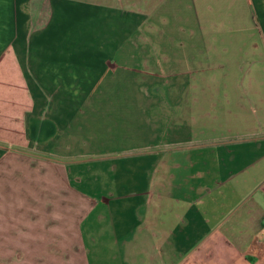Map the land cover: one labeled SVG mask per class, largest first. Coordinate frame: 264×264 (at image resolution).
<instances>
[{
    "label": "crops",
    "instance_id": "crops-1",
    "mask_svg": "<svg viewBox=\"0 0 264 264\" xmlns=\"http://www.w3.org/2000/svg\"><path fill=\"white\" fill-rule=\"evenodd\" d=\"M225 1L0 0L8 264H264V0L250 28ZM142 94L141 122L110 121ZM49 222L56 253L33 236Z\"/></svg>",
    "mask_w": 264,
    "mask_h": 264
},
{
    "label": "rangeland",
    "instance_id": "rangeland-1",
    "mask_svg": "<svg viewBox=\"0 0 264 264\" xmlns=\"http://www.w3.org/2000/svg\"><path fill=\"white\" fill-rule=\"evenodd\" d=\"M232 1L233 0H227V1H225V4H228V3L230 4V6L232 7L230 10L232 12L234 10H237L240 12L241 23H242L241 25L246 26L247 28H250L252 25H254V19H255L254 14L255 13L248 12L250 7L245 3V1L244 0H238L237 2H232ZM233 3H234V5H233ZM254 11L257 13V15H259V13H258V11H256V9H254ZM242 18H243L244 23L242 22ZM255 23L261 24L259 16H257ZM241 33L246 36V39H249L250 36L252 35V31H241ZM209 69L213 70L214 72L221 71V69L220 68L218 69V66H216V65H213V67H211ZM210 70H209V72H212ZM113 98H114V101H117V103H115L112 107L109 108V110L111 112H113V115H114L113 119L110 121H119V122H122L124 124H125V122H127L129 120V117H131V116H133L132 121L135 120V121H138V123L141 122L142 120H140L138 118V114L142 110L143 106H151V102L149 100L150 98L148 96L143 95V94L142 95H121V96H115ZM137 129H140V127H137V124H133V129L129 130V132L136 134ZM124 130L125 131L128 130V125L126 126V128ZM113 152H115V151H113ZM113 152L104 153V154L108 155V154H112ZM93 156H95V155H93ZM33 173L35 176L36 175L35 171ZM64 194H65V197H68L70 193L65 192ZM40 195L41 194L39 193L38 196L34 199H39ZM8 199H10V200L15 199L14 193H7L6 200H8ZM8 210L10 211V214L12 215L11 219L14 218L12 220V222H16V221L17 222H23L24 221L23 218H18L14 214L15 210H13V208H9ZM55 211H56V209H52V208L34 207L33 212H32L34 225H37V222H38L39 223L38 226H40V222L43 221L46 217L50 221L54 219V222H55L56 214H57ZM64 212H65L64 213L65 214V229H66V232L68 233V235H66L65 240L63 242V245L61 246V244H60L58 247H60V248L65 247V249H67V250H71L74 248L78 249V247H79L78 242L76 239L73 238L74 234H73L72 228H73L74 215L77 216L76 217V219H77L79 217V214L73 212V208H65ZM7 218H8V215H4V216L0 217V233L3 232V230L7 229V227H8ZM2 227H3V229H2ZM51 227H52V225H50V222H49L48 233H46V234H40V233L39 234H37V233L33 234L32 233L33 236H37V237L42 236L43 241L47 240V243H48V246L50 249L51 248H57V244H58L57 239L59 240V243H61V238H62V234L60 233V231H55L56 230V224H54L53 228H51ZM21 230L22 229L19 230L18 228H16L15 233H18ZM57 233H59L58 236H57ZM1 235H2V233H1ZM7 239L0 241L1 246L4 247L5 249H8V247H13V245H12L13 241H10ZM40 241H41V239H39V242ZM10 242H11V244H10ZM2 247H0V248H2ZM50 251L52 253L57 252L56 249H51ZM10 258L11 257L8 254H0V264H8ZM32 258H33L34 264H55V263H57L56 261H58L56 255H48V256L34 255ZM58 258L61 259V256H59ZM64 259H65V263H68L67 259H70V257L67 255V253H65Z\"/></svg>",
    "mask_w": 264,
    "mask_h": 264
}]
</instances>
